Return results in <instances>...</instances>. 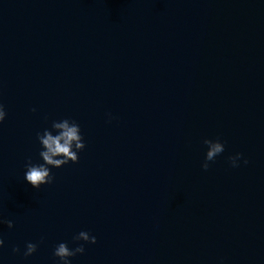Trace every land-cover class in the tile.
<instances>
[{
	"label": "water",
	"instance_id": "water-1",
	"mask_svg": "<svg viewBox=\"0 0 264 264\" xmlns=\"http://www.w3.org/2000/svg\"><path fill=\"white\" fill-rule=\"evenodd\" d=\"M0 105V264H264V0H0ZM65 118L85 148L35 189Z\"/></svg>",
	"mask_w": 264,
	"mask_h": 264
},
{
	"label": "clouds",
	"instance_id": "clouds-1",
	"mask_svg": "<svg viewBox=\"0 0 264 264\" xmlns=\"http://www.w3.org/2000/svg\"><path fill=\"white\" fill-rule=\"evenodd\" d=\"M35 111V109H32ZM6 117L3 105H0V122ZM53 132L56 134L53 135ZM36 139L41 146L39 157L42 163H32L31 159L25 164L26 171L24 179L35 189H39L42 185H50L53 183L54 175L51 174V168H60L63 165L72 162H78V152L85 148L83 137L79 124L70 119H62L60 121H52L51 130L45 129L43 133L37 132ZM203 144L207 146L204 160L201 163L203 170H208L209 162L224 152V143L219 138L203 140ZM242 159L241 153H236L228 157V161L232 167H238V161ZM243 163L247 164V159H243ZM0 224H6L9 229L13 227L11 220L0 219ZM83 241L88 244H95L96 237L90 235L87 231H80L73 237V242ZM4 243L0 239V246ZM23 256L26 258L37 250V244L27 243L25 245ZM12 251L18 253L20 249L13 247ZM85 251L83 244H78L75 248L70 249L67 243L61 242L55 246L53 256L57 259L58 264H71L70 258L77 254H83Z\"/></svg>",
	"mask_w": 264,
	"mask_h": 264
}]
</instances>
